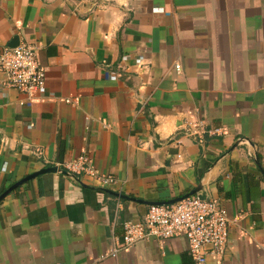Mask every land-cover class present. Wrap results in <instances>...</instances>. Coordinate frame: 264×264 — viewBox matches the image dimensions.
Instances as JSON below:
<instances>
[{"label": "crops", "instance_id": "crops-1", "mask_svg": "<svg viewBox=\"0 0 264 264\" xmlns=\"http://www.w3.org/2000/svg\"><path fill=\"white\" fill-rule=\"evenodd\" d=\"M20 41L45 88L28 103L0 76V193L86 154L135 198L199 185L230 220L208 264H264V0H0V51ZM146 209L40 175L0 201V264H193L184 238L108 255Z\"/></svg>", "mask_w": 264, "mask_h": 264}, {"label": "built area", "instance_id": "built-area-1", "mask_svg": "<svg viewBox=\"0 0 264 264\" xmlns=\"http://www.w3.org/2000/svg\"><path fill=\"white\" fill-rule=\"evenodd\" d=\"M134 61L139 70H147L141 58ZM174 68L178 72L179 64ZM0 76L1 86L23 94L26 102L39 100L45 88V68L38 62L37 47L20 41L13 47L3 48L0 51ZM193 139L201 142V138ZM65 170L78 178L91 180L99 187L107 188L114 183L112 176L100 174L93 168L92 160L86 154L67 163ZM229 223L224 207L215 199L196 193L170 205L147 206L142 218L123 222L121 240L114 242L108 255L115 258L119 252L149 239L184 238L192 263L208 264L209 258L219 259L225 252Z\"/></svg>", "mask_w": 264, "mask_h": 264}, {"label": "water", "instance_id": "water-1", "mask_svg": "<svg viewBox=\"0 0 264 264\" xmlns=\"http://www.w3.org/2000/svg\"><path fill=\"white\" fill-rule=\"evenodd\" d=\"M15 46V45H13ZM11 46V47H13ZM255 163L257 165V167L260 169V172L264 175V171L260 168V164L258 163L257 159L255 158ZM47 173H60L62 175L68 176L70 177L72 180H74V182L82 187V188H86V189H91L94 190L96 192H100L102 194H106L109 196H113L116 197L118 199L121 200H125V201H129V202H133L136 204H141L144 206H151V205H170L173 204L177 201H180L183 198H186L188 196L194 195L196 193L199 192L200 190V186L198 185L197 187H195L194 189L186 192L185 194L172 198L170 200H166V201H148V200H144V199H139V198H135L133 196H129V195H125V194H121L118 192H114L108 188H103V187H99V186H94V185H87L85 183H83L78 177H76L75 175H73L72 173L67 172L66 170H62L61 168H58L56 166H49V167H44L38 171H35L23 178H21L20 180L16 181L15 183H13L12 185H10L8 188H6L5 190H3L0 193V201L7 196L9 193H11L13 190L17 189L19 186H21L22 184L40 176L43 174H47Z\"/></svg>", "mask_w": 264, "mask_h": 264}, {"label": "trees", "instance_id": "trees-1", "mask_svg": "<svg viewBox=\"0 0 264 264\" xmlns=\"http://www.w3.org/2000/svg\"><path fill=\"white\" fill-rule=\"evenodd\" d=\"M65 170V169H64Z\"/></svg>", "mask_w": 264, "mask_h": 264}]
</instances>
